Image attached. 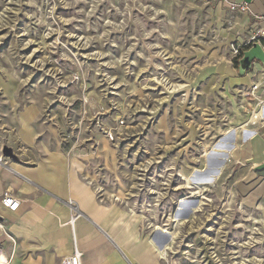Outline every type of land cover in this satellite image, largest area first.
I'll use <instances>...</instances> for the list:
<instances>
[{
	"label": "rangeland",
	"instance_id": "1",
	"mask_svg": "<svg viewBox=\"0 0 264 264\" xmlns=\"http://www.w3.org/2000/svg\"><path fill=\"white\" fill-rule=\"evenodd\" d=\"M213 10L202 0H0V200L11 189L30 210L47 195L41 209L44 222L55 218L49 231L80 216L96 233L83 248L99 252L101 264H154L143 252L121 250L115 236L126 218L116 214L109 226L97 223L101 229L92 221L104 212L88 217L68 188L29 174L53 157L65 163L67 180L79 166L83 182L105 187L98 193L88 184L106 212L144 214L140 243L151 233L166 246L168 235L152 233V221L178 227L170 261L161 264H264V196L252 203L236 190L234 149L227 165L216 158L202 173L218 179L206 204L180 202L190 195L180 186L209 145L260 113L229 62V23L220 24ZM168 83L187 90L171 93ZM5 217L0 249L10 250V262L44 256ZM70 221L61 230L72 238L71 252ZM39 239V250L51 253V243ZM57 240L64 247L65 237ZM70 252L55 251L56 264Z\"/></svg>",
	"mask_w": 264,
	"mask_h": 264
},
{
	"label": "crops",
	"instance_id": "2",
	"mask_svg": "<svg viewBox=\"0 0 264 264\" xmlns=\"http://www.w3.org/2000/svg\"><path fill=\"white\" fill-rule=\"evenodd\" d=\"M230 1H248L250 4L249 11L244 13L231 11L229 9L228 2L211 5V7L214 9L213 11L221 19H219V23L221 24V21L222 25L225 22L229 23V26L224 29H228L225 39L230 42L229 44L231 46V44L243 40L249 34L250 29H253L256 26H264V23H261L257 20V16L264 15V0ZM228 17L231 18L228 19ZM238 34L240 35L238 36ZM229 62L230 64H232L234 76L241 82V84H244L245 88L249 89L248 91L252 89L254 84L259 83V88L257 89V91H255V93L251 94L253 97H250V100H264V77L261 73L264 69V50L262 49L261 45L257 42L249 44L242 49L241 53L237 57H235L233 60L230 59ZM263 106V103L256 102L255 110H260L261 108H263ZM23 122L26 126H29L30 124L29 119H26ZM252 128L254 129V135H252V137L244 142H239L236 149H234V153L236 152V164H240L238 170L234 173V186H236L237 191L245 193L246 199L249 202L257 203L264 196V122H258V124L254 125V127ZM39 166L40 167L35 168V170L29 174L49 187L58 189L68 188V191L73 195V198L77 201L81 210L86 213L88 217H91V213L96 210H99L100 212L104 210L103 212H106L104 205H100L98 203L96 195L95 193H93L94 191L92 190V188L79 178L78 175L82 174L85 171L84 169H80L79 166H73V170L71 169L69 171V173L71 174L69 176L70 180H67L66 175L61 174L62 172L64 173V170L66 169V165L63 161L61 163H58L56 162L55 158L52 157L50 161L44 162ZM43 196L47 197V203L49 201L48 196ZM40 197L44 198L42 196ZM46 203L44 205H46ZM35 206L36 207L32 206L33 209L27 210V208L25 210L24 205L21 203L19 209L13 212L5 209L1 205L0 200V216L1 218H3L8 215L9 219L5 221L11 226L13 231L19 237L31 239V241L37 242L35 244L32 243L31 245L35 246L36 251L44 254V256L39 255L37 259L31 257V259L25 264H50V260H53L51 264H56L55 251H57L59 255H64L65 253L70 252L69 243L72 238H70L64 231L61 230V228H63L64 226L62 224H60V226L62 227H60L59 229L55 231H49V224L55 218L49 222H44V211L41 209L43 206L39 204ZM94 216L92 222L95 223V225L99 226L97 224L99 223V217H97L96 215ZM96 217L97 221L95 220ZM65 222L68 221L66 220L64 221V223ZM76 222L77 219H74L71 224L72 230L75 231L77 240L80 243V247L83 250L98 253L102 262V255L99 252L83 248L86 243H88V245L92 244V237H90L93 234L92 228H89V226L85 222H83L82 219L78 220L79 226L76 225ZM65 230L67 231L68 229ZM61 235L65 237V240L63 242L64 247H61L57 240V237ZM39 237L44 239L46 242L49 241L51 243V245L53 246V250L51 253L39 250L41 244V240L39 239ZM116 239L117 241L119 240L118 238ZM110 249L113 248L110 247ZM121 250H123L122 247ZM72 251L70 253H72ZM2 252L9 259L10 250H2ZM115 260L118 262V264H124V262L119 258H116ZM17 262V258H15L10 264H18Z\"/></svg>",
	"mask_w": 264,
	"mask_h": 264
},
{
	"label": "bare ground",
	"instance_id": "3",
	"mask_svg": "<svg viewBox=\"0 0 264 264\" xmlns=\"http://www.w3.org/2000/svg\"><path fill=\"white\" fill-rule=\"evenodd\" d=\"M157 82L161 83L159 78H157ZM169 86V91L171 93L179 92V90H187L185 87L187 84H179V83H168ZM189 92V91H188ZM264 104V103H263ZM236 109V107H235ZM260 113L258 114L257 112L253 116V118L248 122L247 126H243V128H230L227 131H224L222 135H224V141H218L215 144L209 145V149H207L200 161V165L196 168H194L191 172L188 173V177L186 182L180 186L181 189H187L189 191L190 195L184 197L180 202H184L186 199L193 198L197 202L192 204L193 207H196L198 205V202L200 201L201 204H206V200H209L207 197V191H210L216 184H217V178L216 176H211L209 178H204L202 176V173L207 172L210 169V166L212 165V162L215 161V159H220V164L222 165H227L229 163V158L230 155L233 152V149H235L237 140L241 136L243 139L248 140L252 135H254V125L258 124V122H264V106L263 108L260 109ZM0 161L2 159L0 158ZM216 162V161H215ZM222 167H219L218 170L221 171ZM215 175H219L218 172H215ZM211 174V173H210ZM214 174V172H213ZM207 175V174H206ZM218 177V176H217ZM84 184V183H83ZM86 186V185H85ZM91 190V189H90ZM94 193V192H93ZM116 196V195H114ZM121 197L118 196L117 201H120ZM192 200V199H191ZM47 198H41L36 201L37 204L41 205L44 207V204L46 203ZM114 201V200H113ZM84 202V201H83ZM193 202V201H192ZM183 204V203H182ZM190 204V202H189ZM189 206V205H188ZM261 208V207H260ZM201 209L200 207L195 210V212L199 211ZM104 211V210H103ZM102 211V212H103ZM119 211V210H118ZM101 212V213H102ZM122 216L126 218V221L124 222L125 227L121 233V236L117 234L115 238H118L120 246L129 254H135L136 252L141 254L142 252L145 254L144 258L146 257L147 262H154V264H161L162 260H169V255H170V249H174V245L177 242V239L179 238V229L176 227L175 229L169 228L167 225L169 223H166L164 225L157 224L155 222H151V229L152 233L154 231H160L162 233H165L168 235L169 239L166 244V246H161L157 240L154 238V234L152 235L151 233L148 234L145 238V240H141L140 243V231H139V226L142 225L143 221L145 222L146 216L144 214H136L134 210H129L127 209L126 211L120 210L117 212L115 209L108 210L107 212H104L102 216H98L99 223L106 227L109 226V223L112 221L113 216L115 215ZM129 217V218H128ZM135 217V218H134ZM81 217L78 216L74 218L75 220L77 219L76 225L79 226L78 220ZM122 219V218H120ZM119 219V220H120ZM134 219V220H133ZM169 219V218H168ZM171 219V218H170ZM71 220V219H70ZM68 220V221H70ZM174 220V219H173ZM176 220V219H175ZM73 220H71L69 223L71 224ZM172 222V221H171ZM186 222V221H185ZM184 221L181 223L178 222L179 224H184ZM67 222H63L62 225H65ZM117 224V222H116ZM72 226V224H71ZM116 226V225H115ZM143 226V225H142ZM113 229L111 228V231ZM73 231V236L76 244L80 247V243L77 240L75 231ZM100 231V230H99ZM96 235L95 232L90 237H93ZM98 236V235H97ZM96 236V237H97ZM156 236V235H155ZM163 238V237H162ZM166 239V238H165ZM92 240V238H91ZM147 246V252H145L144 248L142 246L144 245ZM0 264H10V260L6 257V255L0 250ZM118 255V253L116 254ZM131 255V256H133ZM164 262V261H163ZM142 264V262H140ZM170 264H176L174 261Z\"/></svg>",
	"mask_w": 264,
	"mask_h": 264
},
{
	"label": "built area",
	"instance_id": "4",
	"mask_svg": "<svg viewBox=\"0 0 264 264\" xmlns=\"http://www.w3.org/2000/svg\"><path fill=\"white\" fill-rule=\"evenodd\" d=\"M207 5H214L220 4L224 2H228L229 9L233 12H247L249 11V2L242 1V2H235L230 0H202ZM257 20L261 23H264V15L257 16ZM240 34H238L239 36ZM257 42L261 45L262 49L264 50V26H256L253 29L249 30V34L241 41H237L234 44H231V56L230 59H234L237 57L242 49L248 46L251 43ZM262 75L264 77V69L262 70ZM259 88V83L254 84L252 89L250 90V94L255 93ZM260 103H264V100H259ZM105 134L108 137L112 136L111 131L105 130ZM88 180L87 183L89 185H93L96 188V192L101 193L102 191H106L105 187L100 184V186H95L92 180ZM22 203V199L18 196L13 190L6 189L2 196H1V205L9 210V211H17ZM101 258L100 255L96 252L83 250L79 247L76 242H74V248L72 253L63 257L61 264H100Z\"/></svg>",
	"mask_w": 264,
	"mask_h": 264
},
{
	"label": "water",
	"instance_id": "5",
	"mask_svg": "<svg viewBox=\"0 0 264 264\" xmlns=\"http://www.w3.org/2000/svg\"><path fill=\"white\" fill-rule=\"evenodd\" d=\"M0 218H1V216H0Z\"/></svg>",
	"mask_w": 264,
	"mask_h": 264
}]
</instances>
